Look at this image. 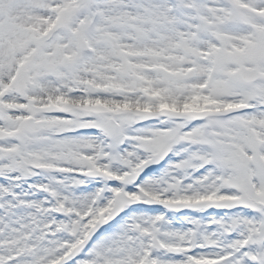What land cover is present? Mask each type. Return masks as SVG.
Returning <instances> with one entry per match:
<instances>
[{
    "label": "snow or ice",
    "instance_id": "snow-or-ice-1",
    "mask_svg": "<svg viewBox=\"0 0 264 264\" xmlns=\"http://www.w3.org/2000/svg\"><path fill=\"white\" fill-rule=\"evenodd\" d=\"M0 264H264V0H0Z\"/></svg>",
    "mask_w": 264,
    "mask_h": 264
}]
</instances>
